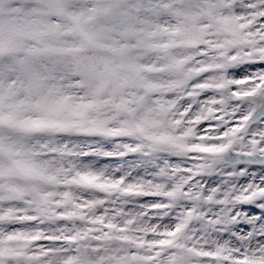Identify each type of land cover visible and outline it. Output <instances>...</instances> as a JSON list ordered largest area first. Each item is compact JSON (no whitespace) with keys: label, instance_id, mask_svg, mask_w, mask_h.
<instances>
[{"label":"snow or ice","instance_id":"obj_1","mask_svg":"<svg viewBox=\"0 0 264 264\" xmlns=\"http://www.w3.org/2000/svg\"><path fill=\"white\" fill-rule=\"evenodd\" d=\"M0 264H264V0H0Z\"/></svg>","mask_w":264,"mask_h":264}]
</instances>
